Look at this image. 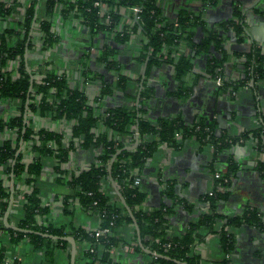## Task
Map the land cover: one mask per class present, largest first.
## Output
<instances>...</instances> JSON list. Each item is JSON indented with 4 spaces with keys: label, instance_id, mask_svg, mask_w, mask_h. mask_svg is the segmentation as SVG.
I'll return each mask as SVG.
<instances>
[{
    "label": "trees",
    "instance_id": "1",
    "mask_svg": "<svg viewBox=\"0 0 264 264\" xmlns=\"http://www.w3.org/2000/svg\"><path fill=\"white\" fill-rule=\"evenodd\" d=\"M40 0H0V20L9 21L0 30V104L6 100L18 99L20 104L15 114L7 117L0 115V134L9 131L13 135L0 142V165L5 166L4 173L13 172V178L28 190L22 191L21 219L17 226L32 232H22L7 228L3 224V214L8 205L9 190L5 185V178L0 176V231L9 235L13 244L21 239H27L35 250L43 253L44 261L53 260L56 248L66 249L68 242L62 239L44 237L42 234L65 236L70 234L75 241L87 242L88 247L83 251L87 264H123L113 256L112 250L121 248L128 242L120 236V229L125 225H132V219L118 200L111 202L110 196L103 191V182L109 179L114 181L123 196L127 206L137 223L139 239L133 232V252L153 255L146 264H201L199 252L193 247L202 237L201 228L214 232L215 221L222 216L217 212V204L226 195V191L218 190V185L227 186L229 177L236 170V164L230 162L225 171H218V184L211 192L203 197L206 209L199 217L187 224L185 231L179 236H170L169 216L175 205L180 204L189 208L191 204L177 197L174 193V182H166L161 190L164 198L159 207L145 211L142 204L145 193L134 184L135 177H139L146 160L154 153L159 145L179 148L183 140L194 137L201 145H210L213 148V158L209 164L214 170L217 155L225 148L236 143H242L251 138L255 141L257 150H264V115L261 116V125L253 130L242 131L237 136L216 135L214 123L197 120L190 123L178 116L159 117L152 122L144 118L145 101L152 96V87L148 86L146 77L142 82L138 104L126 106H103L102 101L111 97L116 91L123 92L128 77L121 73L117 59L116 45L128 42L132 33H139L143 41L137 59L140 62L147 58L145 75L150 67L163 62L173 67V76L177 87L173 94L177 97H186L191 85L185 80L191 72L192 62L190 55L179 52L178 45L182 41L196 52L207 51L210 46L220 53V57L212 56L207 59L206 71L213 78H221L218 86L221 90L233 95L243 85H248L263 76L264 43L252 41L246 51L236 53L242 63V76L236 80L223 79L222 71L228 54L224 49L226 36L218 31L206 27L200 12L181 8L175 18L166 17L163 13L161 0H43L44 14L36 17L37 31L39 32L41 50L49 49L59 40V35L53 31L57 15L62 20H75L83 25L90 38V47L96 45L95 38L102 34L103 42L99 45L100 51L95 60L108 71H115L113 80L100 79L98 93L91 103L87 96L78 87H71L64 73L54 70L38 71L41 76L38 80L33 75L32 88L29 92L27 112L38 113L42 117L64 119L71 122L70 135L65 144L64 135L48 129L35 130L29 123H25L22 134L23 144L20 152L15 156L21 137L23 126L24 103L29 87V73L25 67V47L30 49L34 43L29 38L34 14ZM95 1H101L107 7L101 14L100 8L94 6ZM217 0H201V7L215 4ZM138 6V19L132 20L134 13L131 7ZM258 13H264L255 8ZM129 15L128 25L122 30L116 27ZM234 18L223 24L225 30H230L236 41H245V21L238 3L233 5ZM108 18H107V17ZM201 27L204 31L200 42L192 40L195 28ZM31 37V36H30ZM88 54V53H87ZM14 74V75H13ZM84 78L95 79L101 75L93 74ZM140 80V77L137 78ZM101 109V110H99ZM138 129V144L133 149H123L134 142L135 127ZM97 148L95 161L85 169L68 175L63 168L69 153L76 148ZM24 149L30 151L31 158L24 161ZM112 162L110 174L107 166L112 156L118 151ZM55 158L54 171L57 174L58 184H66L70 192L62 197L64 213H71L70 200L76 199L80 207L88 213L99 217L97 228H109L106 235L95 236L94 230L73 228L67 233L63 227H53L43 222L48 213V206L41 201L38 190L33 183L41 172V156ZM13 159L14 164L11 165ZM255 168L264 178V160L257 161ZM140 178V177H139ZM8 179V177H7ZM226 179V182L224 181ZM225 223L219 231L222 250L228 257H224L218 264H233L230 252L233 248V237L225 226L237 227L249 224L263 229L261 218L254 208H247L240 215L224 217ZM5 248L0 245V261L5 256ZM43 264V263H38Z\"/></svg>",
    "mask_w": 264,
    "mask_h": 264
},
{
    "label": "crops",
    "instance_id": "2",
    "mask_svg": "<svg viewBox=\"0 0 264 264\" xmlns=\"http://www.w3.org/2000/svg\"><path fill=\"white\" fill-rule=\"evenodd\" d=\"M24 1V0H22ZM238 3L242 10L245 21V41L239 43L230 30H225L223 24L234 18L233 5ZM163 13L166 17L175 18L181 8L200 12L206 27L224 33L226 40L224 49L228 54L224 62L223 79L236 80L242 76V63L236 53L246 51L252 41L264 43V0H217L215 4L201 7V0H161ZM37 17L44 14V1L40 0L37 5ZM129 15L124 18V25L130 21ZM134 20V17L132 18ZM127 21V22H126ZM9 24V21L0 20V30ZM53 31L59 35V40L49 49L41 50L38 41L39 32L35 22L29 34L34 43L33 47L27 49V66L33 71L34 78L38 80L41 74L38 71L54 70L64 73L71 87H78L88 98V102L98 93L100 79L113 80L115 71H108L102 64L95 60V54H91L90 38L86 28L75 20H62L56 16ZM203 29L195 28L192 40L200 42L203 37ZM31 36V37H30ZM103 35L95 38L97 48L103 42ZM139 33H132L128 42L118 47L117 59L120 71L128 77L124 91H116L111 97L102 101L103 106H126L135 105V97L139 90L137 78L141 77L143 62L137 59L142 46ZM94 46V45H92ZM179 52L190 55L192 62L191 72L186 75V82L191 85L190 93L182 98L173 94L177 87V81L173 76L171 64L163 62L152 66L148 74H144L148 86L152 87V96L145 101V112L142 115L149 121H156L159 117L178 116L183 121L190 123L197 120L214 123L216 135L237 136L242 131L253 130L261 125V116L264 115V66L263 76L248 85L238 88L233 95L221 90L206 71L207 59L220 53L214 51L212 46L207 51L196 52L185 42L178 45ZM88 53V54H87ZM93 74L101 75L95 79L84 78ZM14 75V74H13ZM20 104L18 99L6 100L0 104V115L7 117L15 114L16 107ZM101 110V109H99ZM29 125L38 130L48 129L64 135L63 142L66 144L71 130V122L64 119H51L42 117L38 113L27 112ZM13 135L6 131L0 134V142ZM76 148L69 153L63 168L68 175L77 173L88 167L95 161L98 154L97 148ZM24 161L31 158L30 151L24 149ZM213 158V148L210 145H201L194 137L183 140L179 148L167 145H159L154 153L146 160L140 174L139 190L145 193L142 209L145 211L157 208L163 201L170 203L162 195V188L166 182H174V193L177 197L191 204L190 209L177 204L169 216V235H181L189 222L195 221L205 211L206 203L203 201L205 194L211 192L218 184L214 173L225 171L232 161L236 164V170L229 177V183L218 190L226 191L223 199L217 204V212L222 216L215 221L214 232L204 228L199 230L202 237L197 241L193 250L199 252L201 264H218L224 257L225 252L221 248L219 231L223 227L224 217L240 215L247 208H254L264 225V178L255 168L257 161L264 160V150H257L255 141L251 138L242 143H236L225 148L217 155L214 162V170L209 164ZM41 172L35 177L34 187L43 204L48 203V213L43 222L53 227H63L67 233L73 228L85 230L95 229L99 224L96 214L83 210L76 199L70 200L69 209L71 213L63 212L62 197L70 192L66 184H58L57 174L54 171L55 158L53 156H41ZM5 166L0 165V176L5 178L8 187L9 175L4 173ZM8 177V179H7ZM14 179V178H13ZM14 198L9 212L8 221L16 225L21 219L22 191L29 187L17 180H13ZM103 191L110 196L114 202L117 197L112 192L109 181L103 182ZM225 229L233 237V248L230 259L233 264H264V228H258L249 224L240 226H225ZM133 226H123L119 233L128 243H133ZM70 235V234H67ZM76 243L75 264H87L83 251L88 243ZM0 245L6 252V256H15L23 264H70L69 244L66 249L56 248L53 260L50 263L44 261L42 251L32 248L27 239H21L13 244L9 235L0 231ZM113 256L123 264H146L151 260L150 255L140 254L133 251L114 249Z\"/></svg>",
    "mask_w": 264,
    "mask_h": 264
},
{
    "label": "water",
    "instance_id": "3",
    "mask_svg": "<svg viewBox=\"0 0 264 264\" xmlns=\"http://www.w3.org/2000/svg\"><path fill=\"white\" fill-rule=\"evenodd\" d=\"M36 17H37V15L35 13L29 33L31 32V30L34 27ZM24 61H25L26 70L29 73V87H28V91H27V98H26L25 103H24L23 126H22V129H21V137L19 139V146H18V148H17V150L15 152V156L18 155V153L20 152V150L22 148V144H23L22 134H23V132L25 130V123L27 121V108H28V103H29V92L31 91L32 82H33V75L31 73L30 68L27 66V46L25 47V51H24ZM146 63H147V58L145 59V61L143 63V69H142L140 82H139V90H138V93L136 94V97H135V103L136 104H138V101H139L140 90H141V87H142V82H143V79H144V74H145V69H146ZM137 144H138V129H137V126H136L135 127L134 142L131 145L123 147V149H133V148H135L137 146ZM119 152H120V150H118L112 156V158L110 159V161L108 163L107 170H108L109 174H110V169H111L112 162H113V160L115 159L116 155ZM14 162H15V160L13 159L11 165H13ZM13 180H14L13 179V172L11 171L10 174H9V183H8V190H9L8 205H7V208H6V210H5L4 214H3V224L9 229L22 231V232H26V233L32 232L30 230L22 229V228L18 227L17 225H12L8 221L9 212L11 210V206H12L13 198H14ZM108 181H109V183H110V185L112 187L113 194L117 197V200L119 201V203L123 206V208L126 210V212L131 217L132 226H133V229H134V231L136 232V234L138 236V243L140 244L139 229H138L137 223L135 222V219H134V217H133V215L131 213L130 208L127 206L123 196L121 195L120 191L118 190V188L116 187L114 181L112 180V178L110 176H109ZM42 235L44 237H49V238H52V239H62V240L67 241L68 244H69L70 264H75L76 243H75V239L71 235L56 236V235H51V234H46V233H43Z\"/></svg>",
    "mask_w": 264,
    "mask_h": 264
},
{
    "label": "built area",
    "instance_id": "4",
    "mask_svg": "<svg viewBox=\"0 0 264 264\" xmlns=\"http://www.w3.org/2000/svg\"><path fill=\"white\" fill-rule=\"evenodd\" d=\"M94 6H98L99 8H100V13L101 14H104L105 12H106V9H107V7L105 6V4L104 3H102L101 1H95L94 2ZM131 11L134 13V20H137L138 19V15H137V13L140 11V8L138 7V6H133V7H131ZM107 17V16H106ZM108 18V17H107ZM127 22V21H126ZM124 23V20L122 21V23H120L117 27H116V29H117V31H121L122 30V26L125 24H123ZM89 51H90V53L91 54H95V55H97L98 53H99V51H100V48H97V47H95V46H91L90 48H89ZM221 78L220 77H217L216 79H215V84L216 85H220L221 84ZM214 176L217 178V177H220V173L219 172H215L214 173ZM224 181L226 182V179H224ZM139 183H140V178L139 177H135V179H134V184H136V185H139ZM218 188H220V187H223V186H220V185H218L217 186ZM21 199H22V196H21ZM45 205H48V203L47 204H45ZM94 230V235L95 236H101V235H106V234H108L109 233V228L108 227H104V228H95V229H93ZM120 249H122L123 251H133V243H128V244H125V245H123ZM112 253H113V250H112ZM150 257H151V259H152V257H154L153 255H150ZM225 257H228V254H225ZM0 264H23L17 257H15V256H4L3 258H2V260L0 261Z\"/></svg>",
    "mask_w": 264,
    "mask_h": 264
}]
</instances>
